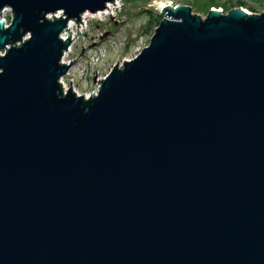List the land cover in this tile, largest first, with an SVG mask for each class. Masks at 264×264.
Segmentation results:
<instances>
[{
	"label": "water",
	"instance_id": "1",
	"mask_svg": "<svg viewBox=\"0 0 264 264\" xmlns=\"http://www.w3.org/2000/svg\"><path fill=\"white\" fill-rule=\"evenodd\" d=\"M110 2L0 0V264H264V13L166 6L64 94L59 35Z\"/></svg>",
	"mask_w": 264,
	"mask_h": 264
},
{
	"label": "rangeland",
	"instance_id": "2",
	"mask_svg": "<svg viewBox=\"0 0 264 264\" xmlns=\"http://www.w3.org/2000/svg\"><path fill=\"white\" fill-rule=\"evenodd\" d=\"M168 0H125L121 18L118 24L110 23L98 25L95 20L89 26L86 39L78 40L74 45V57L78 58L71 71L75 85L81 92H93L97 89V77H104L110 68L118 62L128 60L135 55L138 48L148 45L151 36L159 25L154 16L159 18L158 3ZM193 0H173L177 5H188L192 8V14L202 18L205 15L194 11ZM212 3L222 5L214 9L241 8L249 14L264 13V0H212ZM222 13H225L222 11ZM152 15V16H150ZM162 19V17H161ZM82 46L84 52L82 54Z\"/></svg>",
	"mask_w": 264,
	"mask_h": 264
},
{
	"label": "built area",
	"instance_id": "3",
	"mask_svg": "<svg viewBox=\"0 0 264 264\" xmlns=\"http://www.w3.org/2000/svg\"><path fill=\"white\" fill-rule=\"evenodd\" d=\"M124 1L125 0H113V2L107 3L103 10L97 11L95 13L84 12L83 14L80 15V21L78 22H76L75 20H69L67 22L66 27L62 30L59 37L60 39H62V41H65L69 37L70 44L68 45L66 50H63L60 62L65 65H69L71 62L73 61L74 62L70 65L65 75L59 79V83L61 84L64 94L67 92L69 87H71V91L74 92L76 96L79 97L83 95L85 99H88L93 94H95L96 91L98 90V81L102 80L105 76L96 78L97 79V89L91 93L81 92L82 90L79 88V86L75 85L73 80H68V82H66L67 77L68 78L72 77L73 73H71V71L74 67V64H76L78 61V58L73 56L74 45L78 40L83 41L84 39H86L87 34L89 32L88 28L91 25V22L93 20H95L97 24L101 26L104 23L106 24L110 19H112L113 21H119L121 18V11L124 5ZM166 6L176 7L177 4H175L173 0H168L165 3H158L157 8L159 11H161ZM219 12L222 13V9H219ZM60 16H62V12L58 11L55 14H48L46 17L48 19H53V17L59 18ZM10 19H11V9L9 7H4L0 11V21L4 23V27L9 26ZM67 28H68L69 33L66 31ZM77 30L79 34H81V37L79 36V34H77ZM143 48L144 47L138 48L134 56H136ZM0 54L2 55L3 53L1 52ZM133 57H131L130 59H132Z\"/></svg>",
	"mask_w": 264,
	"mask_h": 264
},
{
	"label": "trees",
	"instance_id": "4",
	"mask_svg": "<svg viewBox=\"0 0 264 264\" xmlns=\"http://www.w3.org/2000/svg\"><path fill=\"white\" fill-rule=\"evenodd\" d=\"M145 2L147 0H144ZM149 1V0H148ZM187 4H189V2H187L188 0H184ZM190 1V0H189ZM125 2V1H124ZM191 5H193L194 7V11L196 12H201L203 13L204 15H206L208 13V11L211 9V8H215L216 6H222V5H218V4H213L212 3V0H193ZM230 9L232 8H227V9H222V11H224L225 13L228 12ZM152 16V15H150ZM157 22V24L159 23V21L161 20V17L159 16V18H156V16H154V18Z\"/></svg>",
	"mask_w": 264,
	"mask_h": 264
},
{
	"label": "bare ground",
	"instance_id": "5",
	"mask_svg": "<svg viewBox=\"0 0 264 264\" xmlns=\"http://www.w3.org/2000/svg\"><path fill=\"white\" fill-rule=\"evenodd\" d=\"M61 61V60H60Z\"/></svg>",
	"mask_w": 264,
	"mask_h": 264
}]
</instances>
